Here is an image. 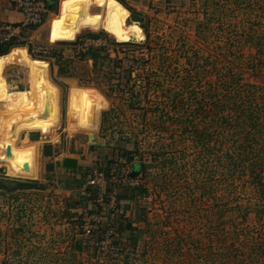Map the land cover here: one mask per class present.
I'll use <instances>...</instances> for the list:
<instances>
[{
    "label": "rangeland",
    "instance_id": "obj_1",
    "mask_svg": "<svg viewBox=\"0 0 264 264\" xmlns=\"http://www.w3.org/2000/svg\"><path fill=\"white\" fill-rule=\"evenodd\" d=\"M120 1L121 16L107 8L103 27L78 30L81 40L89 33L99 35L97 48L89 49L107 55L103 63L93 68L89 55L79 59L65 54L60 65L66 75L51 73L60 93L61 125L15 130L16 148L36 149L26 141L16 145L22 131L50 132L44 135V143L50 144L59 132L54 144L59 148L53 183L40 173L38 180H24L42 181V189L24 193L21 201L0 196V255L22 253L17 264H124L125 258L129 264H264V128L249 134L247 141L244 132L228 128L231 119L235 122L237 93L264 104V0ZM60 2L52 0L56 6L43 16L36 37L50 17L66 20ZM93 7L98 6L88 15L102 22L91 13L98 11ZM71 35L53 36L55 41H72L56 42L60 50L78 45L77 35ZM19 55L34 60L33 70L37 66L48 74L45 61L23 51ZM77 90H90L104 106L94 132L72 130ZM260 119L264 125V108ZM66 140L69 148L88 146V155L78 158L96 164L95 169L110 161L117 181L127 183L131 162L126 160L144 165L131 178L148 187L138 201V214L146 223L137 249L131 250L119 232L122 251L105 248L109 230L134 218L137 208L111 196L107 202L79 198L87 177L79 176L83 182L77 184L60 171L71 163L62 151ZM32 152L36 162L37 152ZM69 179L72 190L59 189ZM100 216L103 222H97ZM84 224L93 228L88 237L81 231ZM42 230L51 236L49 242L37 239ZM26 242L33 248L27 249ZM21 245L26 249L20 250Z\"/></svg>",
    "mask_w": 264,
    "mask_h": 264
},
{
    "label": "crops",
    "instance_id": "obj_2",
    "mask_svg": "<svg viewBox=\"0 0 264 264\" xmlns=\"http://www.w3.org/2000/svg\"><path fill=\"white\" fill-rule=\"evenodd\" d=\"M43 1L47 2L48 7L51 10L53 5L50 4V3H52V0H43ZM58 1H61V0H58ZM118 2H117V0H102V4L100 6L93 7L95 9H98V11L97 12H91V13L100 15V17L102 19V27H103V20H104L103 18H104V14H105V11H106L105 9L108 8L109 11L113 10V14H118L119 16H121V14L123 13L120 10L121 9V5ZM113 3L116 4V6H114ZM103 4H104V6H103ZM101 6H103V7H101ZM22 19H23V16L19 12V9L16 6V3L13 0H0V25H2V24L17 25V24H19L22 21ZM60 20H61V16H60ZM58 25H64L65 27H63V29L61 30ZM38 27L34 28L31 31L32 33L29 34L30 38L32 39V41L34 43L42 44V45L52 44V48L53 49L58 48L56 50H58L59 53H64V54H58V55L53 54V55H50V56L45 57V58H35V57H31L29 55V53L27 51L28 45L26 43L22 42V43H19V44H11V46L7 50L8 51L7 54H5L3 56H0V94L15 93L17 95H24V94H27V93L35 90V89L45 88V87L48 86L55 92L56 99L59 101V94H60L59 93V89L57 88V84H56V82H54L55 80H53L51 73L55 74L56 76L57 75H60V76L66 75V70H64L65 67L61 66L60 63H61V60H65V58H66L65 54H68V52H67V50H60L59 47H57L58 45L56 44V42L60 43V44H63L64 42H67V43H64V44H72L71 43L72 41H55L53 39V36L55 38L62 39V38H68V35L72 34L71 36H69V38H70L72 36H76L77 33L83 29V27L81 25H75V24L67 22V21H62V20L59 21V18H58V20L57 19L56 20H52L51 17H50L48 19V21L41 27L40 36L36 37L35 34H36V29ZM63 30L68 32V33L64 32ZM56 35H58V36H56ZM80 35H81V32H79L78 35L75 37L74 43L78 39L80 40V38H81V37H79ZM8 45H0V52H2V50H1L2 48H7ZM21 51H23V53H25V55L27 53V55L30 58L45 61L48 64V74L44 75L43 73H45V72H43V70H39L37 68V66H33L34 69H36V70H33L31 68V65H33L32 63H33L34 60H30L27 56H24L26 58L25 60L22 59L20 57V55H19ZM56 59L58 61H56ZM22 65H25L26 68L23 69ZM39 68H40V66H39ZM19 70H21L22 74L24 75V79H23L24 82L20 78ZM55 75H54V79L56 78ZM38 77H40V78H38ZM30 79L32 81L27 83V81L30 80ZM73 85L75 87L76 86L77 87H84V86H78L77 84H73ZM1 107H2V105L0 104V108ZM60 117H61V114L59 113V115H58V124L61 125ZM60 125H59V128H60ZM69 130H70V128H69ZM47 134L50 135V132L46 133V134L45 133L40 134L39 132H33V131L32 132H24V131H22L20 133V135H19V139H18L16 145H20L24 141H26L24 143L25 145L31 144V145H33V147H34V145H36L35 146L36 149L32 150V151L37 152V154H36V178H35V180L36 179L38 180V177H39L40 173H44L45 174V178H47L46 179L47 182L53 183V180L55 178V175H53V174L56 172V164L54 162L56 160L55 151L59 148V145H54V144H56V140L59 137L58 136L59 132L57 133L56 139H54L55 141L52 144H50L48 142L44 143V141H46V137L44 135H47ZM84 146L85 145L74 146V147L69 148L67 140H66V145L62 149V151L63 150L65 151V153L63 151V154L69 156L68 157V159H69L68 161H70L71 163L70 164L67 163L64 167H62V169L60 171L64 172V170H65L64 173H67L68 176H71V177L73 176L72 178L75 180L74 183H77V184L82 183L83 182L82 180L84 178H81L82 180H81V182H79V178H80L79 176L80 175H78V174H75V175L72 174L71 175V174H69L68 170L71 169V168L78 167V166H89L88 165L89 163H83L80 160L81 158H83V156H86L89 153L88 146L87 147H84ZM46 149H48V151H49L48 154H46V152H47ZM3 165L4 164L0 163V196L12 198V199H14V198L17 199V197H19L18 199H19V201H21L22 199H20V198H21V196L24 193L26 194L29 191L38 190V189L17 190V191L11 192V193H6V191L3 188H1V186H11V184L8 183V181L27 182V180H24L23 178H17V177L9 176L6 173L5 167ZM96 172H99V171H96ZM99 173H101V172H99ZM65 176H66V174H65ZM73 179L67 180L66 181L67 183L64 182V184L61 183L62 187H59L58 184H57V186L59 187V189H62L63 191H66L67 188H68L69 191H71L72 190L71 189V185L73 184L71 182V180H73ZM91 179H92V175L87 177L85 184L89 185L88 181H90ZM105 180L108 182L107 179H105ZM123 181L124 180H121L119 183H121ZM29 182L36 183L37 185H39L38 186L39 189L43 188V186L40 185L42 183V181H38V182L29 181ZM121 185H123V186L126 185V187L129 189V188H133V187L137 186L138 184L134 183L133 185L129 186L127 184H123L122 183ZM119 190H121L120 187H118V191ZM84 193L85 192H81L80 195H79L80 196L79 198L84 197ZM98 197H97V199H98ZM115 198H116V202L117 203L118 202H124V203H129V205L133 204V201L127 200L126 198H123V199H119L117 197H115ZM102 199H105V197H102ZM118 199H119V201H118ZM105 201L107 202L108 199H106ZM73 208L75 209V207H73ZM121 213L124 216L125 211H123ZM109 215L110 214L108 213L105 216L108 217ZM127 218L130 219V220L133 219V218H129V217H127ZM84 226H85V224H84ZM81 228H82V226H81ZM44 229H46V228H44ZM82 232H83V230H82ZM46 233H49V232H46ZM41 235H43V236H41ZM42 238H44L45 240H47L49 242L50 239H51V236L50 235L45 236V232L42 230L39 233V237L37 239L40 240ZM40 243L45 245L44 242H40ZM29 244L30 243H28V242L25 243V245L27 246L26 248L27 249H29V248L32 249L33 246H30ZM33 244H36V243L33 242ZM36 245L41 246L39 243H37ZM26 248H24L23 245H21L20 250L26 249ZM44 249L45 248H43V246L41 248H39V250H44ZM21 254L22 253L19 252V256H18L19 258L21 256ZM17 255H16V257H17ZM16 257L14 256V254H12L11 256H9L7 254L2 255V256L0 255V258L4 259V262H1V264H14V263L17 264V262H19V261H16V259H15Z\"/></svg>",
    "mask_w": 264,
    "mask_h": 264
},
{
    "label": "bare ground",
    "instance_id": "obj_3",
    "mask_svg": "<svg viewBox=\"0 0 264 264\" xmlns=\"http://www.w3.org/2000/svg\"><path fill=\"white\" fill-rule=\"evenodd\" d=\"M102 0H61L60 14L67 22L82 27H102L100 18L88 15L92 6H100ZM4 93V92H3ZM0 163L12 177L36 178L35 154L29 148H16L15 130L21 126L27 130H53L58 126L59 101L50 87L38 88L24 95L0 94ZM91 107L94 108L90 120ZM104 108L90 90H77L73 95L72 130L94 132L98 126L99 112ZM9 148L10 155L6 156Z\"/></svg>",
    "mask_w": 264,
    "mask_h": 264
},
{
    "label": "trees",
    "instance_id": "obj_4",
    "mask_svg": "<svg viewBox=\"0 0 264 264\" xmlns=\"http://www.w3.org/2000/svg\"><path fill=\"white\" fill-rule=\"evenodd\" d=\"M119 2H121L120 0H117ZM56 3V2H55ZM54 4H52V9L56 6ZM129 10V9H128ZM88 38L90 39H98L99 35L98 34H93V33H89L88 34ZM81 40V39H80ZM79 40V41H80ZM77 42V41H76ZM120 45H125L127 43H117ZM11 46V44L8 45V47L6 49H9V47ZM8 51L6 52H0V56H3L5 54H7ZM87 55H89V58L92 60L93 62V68L97 65H99V63H103L104 59L107 58L108 56L105 54H102L101 51L99 49H89L86 53L84 54H80L79 55V59L86 57ZM102 56V57H101ZM109 62V61H108ZM245 93L241 92V93H237L236 100L235 102H238V105L235 108V113L233 114L234 118H235V122L232 123V119L231 122L228 125V128H236L239 129L240 131L244 132V137H245V141H247V136L252 132L256 131L257 133H260V130H263V126L261 119H260V115L262 114V108H264V104H261L259 101H257V103H254L253 101H247L248 98L245 97L244 95ZM230 95V94H229ZM263 98L264 96L261 97L262 99V103H263ZM254 100V99H253ZM257 100V99H255ZM228 121V120H226ZM226 121L224 120V122L226 123ZM235 123L234 126H231ZM203 135V134H202ZM202 135L198 136V138H200ZM248 143V142H247ZM122 156L125 155V152H121ZM241 156V155H240ZM123 158H125V156H123ZM129 163L131 162V167L129 168L130 171L127 173V179H131L134 178L135 175H137V171L139 169L143 170L144 169V165H142L140 162H132V160H126ZM94 165L96 167V164H91L89 166H78L75 168H71L68 170L69 174H78L80 175L82 178H86L89 177L93 174L94 171H99L103 174V176L105 177V179L107 180H115L116 179V174H114L111 170H110V161H106L105 163V167H97V169L94 168ZM114 174V175H113ZM73 177V176H72ZM115 178V179H114ZM8 183L11 184V186H1V188H3L6 193H11L17 190H29V189H39V185H37L36 183H32V182H21V181H8ZM122 183V182H121ZM121 183H119V181L115 180L112 182H109L106 184L105 187V194L103 197H105V199H108L109 194H112V188L113 187H120L121 190H119L116 194L115 197H118L119 199H123L126 198L127 200H131L133 201V203H135V207L137 209L134 210V218L132 220L128 219L127 223H123L124 225H119L117 227L116 233H120V237L124 238L123 240H127L128 244L130 245V249H137V240L139 235L142 233V230L144 229L142 226L145 225L146 220L144 218V216H139V211H138V201L140 199H142L148 191V187L147 186H142V185H137L133 188H127L126 185H121ZM86 189H85V193H84V199L86 200H92V199H96L99 194H100V188L98 186H94V185H86ZM82 199V197H81ZM94 199V201H95ZM78 202V201H76ZM79 203H75V205L72 206H77ZM141 207V206H140ZM139 207V208H140ZM122 215V213H121ZM134 220V221H133ZM83 226V225H82ZM82 231V230H81ZM93 232V229H92ZM91 232V233H92ZM83 233V232H82ZM125 237H123V235ZM93 234V233H92ZM119 235V234H118ZM123 242V241H122ZM80 246L78 245L77 248H79ZM124 264H129V260L128 258H125Z\"/></svg>",
    "mask_w": 264,
    "mask_h": 264
},
{
    "label": "built area",
    "instance_id": "obj_5",
    "mask_svg": "<svg viewBox=\"0 0 264 264\" xmlns=\"http://www.w3.org/2000/svg\"><path fill=\"white\" fill-rule=\"evenodd\" d=\"M16 3V6L19 9V12L22 14L23 19L17 25L10 24H2L0 25V45H8V44H19L26 43L28 45L27 51L31 57L35 58H45L53 54H64L59 53L58 50L52 48V44L42 45L37 44L32 41L30 38L29 32H31L34 28L40 26L43 22L44 15H50L51 10L48 7L46 1L43 0H13ZM52 4V3H50ZM28 34V35H27ZM100 41L94 39H83L78 42V45H72L68 50V56L72 55L74 57H79L80 54L86 53L90 47L97 48V43ZM97 42V43H96ZM103 46V45H102ZM63 56V55H62ZM115 179V178H114ZM116 180V179H115ZM112 179V181H115ZM111 180L108 182L105 180L102 173L94 171L92 174V179L88 181V184L98 186L100 188L99 198L102 200V197L105 194L106 184L112 182ZM120 182V181H119ZM129 186L133 185L134 182L132 179H128L127 183L125 180L122 182ZM118 192V188H112V194H109L115 199V194ZM103 217H98L97 222H103ZM92 226L85 224L83 227V235L90 236L92 233ZM109 229V228H108ZM107 229V230H108ZM106 230V232H107ZM118 233L115 230L110 229L105 241L103 242L105 248L109 250L122 251V239L118 238ZM117 237V243L113 241V239Z\"/></svg>",
    "mask_w": 264,
    "mask_h": 264
},
{
    "label": "water",
    "instance_id": "obj_6",
    "mask_svg": "<svg viewBox=\"0 0 264 264\" xmlns=\"http://www.w3.org/2000/svg\"><path fill=\"white\" fill-rule=\"evenodd\" d=\"M93 110H94V108H93V107H91V113L93 112ZM93 115H94V112H93V114L91 115V117H90V120H92V118H93ZM5 154H6V156H9V155H10L9 148H7V149H6V152H5Z\"/></svg>",
    "mask_w": 264,
    "mask_h": 264
}]
</instances>
